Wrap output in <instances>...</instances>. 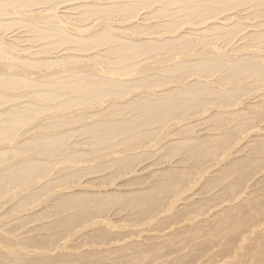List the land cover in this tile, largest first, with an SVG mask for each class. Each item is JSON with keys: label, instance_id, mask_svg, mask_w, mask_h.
<instances>
[{"label": "bare ground", "instance_id": "6f19581e", "mask_svg": "<svg viewBox=\"0 0 264 264\" xmlns=\"http://www.w3.org/2000/svg\"><path fill=\"white\" fill-rule=\"evenodd\" d=\"M173 263L264 264V0H0V264Z\"/></svg>", "mask_w": 264, "mask_h": 264}, {"label": "rangeland", "instance_id": "374dc122", "mask_svg": "<svg viewBox=\"0 0 264 264\" xmlns=\"http://www.w3.org/2000/svg\"><path fill=\"white\" fill-rule=\"evenodd\" d=\"M188 127L190 128V129H193L194 131H196V132H198V133H201V132H204L205 131V125H204V122L202 121V120H200L199 122H195L194 120H193V122L192 121H188ZM252 135V134H251ZM251 135L247 138V140H249L250 139V137H251ZM242 143H246V139L245 140H242ZM168 163V162H167ZM208 166V165H207ZM207 166H203V171H205L206 172V174H204L203 175V177H204V179H207L208 177H210L211 175H212V173H214L215 172V170H218L217 168H215L216 166L215 165H211L210 167H208V170H207ZM163 168V167H165V164H159V163H157V162H154V165L152 166V168L153 169H147L146 171H145V173L144 174H146V173H150V172H152L153 170H158V169H160V168ZM172 169H174V170H176V169H178V168H180V166H178V165H172V167H171ZM215 168V169H214ZM263 173L261 172V173H259V175L258 176H256V178H253L252 180H251V184H253V183H255L256 182V180L258 179V178H261V175H262ZM147 175V174H146ZM223 182V179L222 178H218V177H216V181L213 183V184H216V183H222ZM188 197H190V195L189 194H186V195H183V196H181V199L183 200V201H181V203L180 204H187V201L188 200H186L185 201V199L186 198H188ZM196 198V197H195ZM206 214H210L209 216H211V214H213V212L212 211H210V212H208V213H206ZM206 216V215H205ZM45 221V220H44ZM41 223H46L47 224V222H41V221H39V222H35V223H33V224H30V226L28 227L30 230H32L33 229V226H35V224H37V225H39V224H41ZM197 223H199L198 222V220H197ZM143 231H147V229L146 228H144L143 229ZM258 232V231H257ZM36 234H39V233H37V232H35ZM40 234H42V232L40 233ZM39 234V235H40ZM38 235V236H39ZM142 237L143 238H146L147 237V233L146 232H142ZM132 240L134 241V238H132ZM137 240H140V239H137ZM136 241V240H135ZM186 251H182L180 254H179V257L180 256H182L181 254L182 253H185ZM178 256V254H176V253H172V254H170L169 255V257L168 258H162V259H160L159 261H158V263H172V260L175 258V257H177ZM34 257V256H33ZM43 259H46L45 257H43ZM47 260V259H46ZM180 260V262H182L183 260L182 259H179ZM108 262V261H107ZM173 264H176V263H173Z\"/></svg>", "mask_w": 264, "mask_h": 264}]
</instances>
